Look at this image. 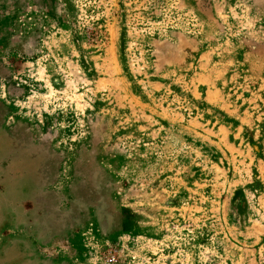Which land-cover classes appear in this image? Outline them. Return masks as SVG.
<instances>
[{
	"label": "rangeland",
	"instance_id": "rangeland-1",
	"mask_svg": "<svg viewBox=\"0 0 264 264\" xmlns=\"http://www.w3.org/2000/svg\"><path fill=\"white\" fill-rule=\"evenodd\" d=\"M1 113L0 264H264V0H0Z\"/></svg>",
	"mask_w": 264,
	"mask_h": 264
},
{
	"label": "flooded vegetation",
	"instance_id": "flooded-vegetation-1",
	"mask_svg": "<svg viewBox=\"0 0 264 264\" xmlns=\"http://www.w3.org/2000/svg\"><path fill=\"white\" fill-rule=\"evenodd\" d=\"M4 118L5 116H3V114L1 113L0 152L4 155V157L0 159V171L9 167H20V169L18 170V174H24L31 177L30 189L28 191V194H31V197H33L34 199L32 201V205H35V202L37 204L36 209H32L33 211H37V213H35L37 217L33 218L32 220L33 223L35 222V225L30 223L31 226L28 227L29 229L37 230V237L35 236V238H33L35 239V241L32 240V237L26 240L27 247L29 246L26 253L30 251V253L28 254H30V256H32L33 258L37 254V249H40L35 244V242L38 243V241L40 240V235H42L41 241H44L46 243L47 240L53 238V236L57 232H59V230L65 229L64 225L61 223V221H59L60 219L58 220L56 219V217L51 215L46 216L44 214L45 212L40 211L41 207L38 205L41 186H43L44 183L47 182V180L44 179V175H46L47 172L49 175V171L54 170V163L50 161L52 158L53 151L49 147H41L42 144H40L39 142L29 141V139H26H32V136H24L23 132H20V130H18L15 125L8 124L7 119L5 120ZM48 181H51L50 176L48 178ZM27 211H30V209H26V213L24 211L25 215H27ZM17 217L18 215L14 214L13 224H17ZM38 224H41L40 227H42L43 230H39V227H36V225ZM29 239L32 243L29 242ZM20 244H23L22 240L20 241ZM22 246L24 247V244Z\"/></svg>",
	"mask_w": 264,
	"mask_h": 264
}]
</instances>
